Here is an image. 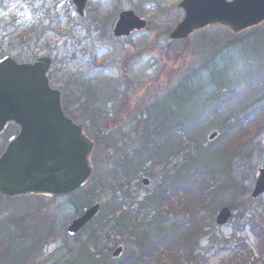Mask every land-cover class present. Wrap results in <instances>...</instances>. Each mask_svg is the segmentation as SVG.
I'll return each instance as SVG.
<instances>
[{
  "label": "rangeland",
  "instance_id": "1",
  "mask_svg": "<svg viewBox=\"0 0 264 264\" xmlns=\"http://www.w3.org/2000/svg\"><path fill=\"white\" fill-rule=\"evenodd\" d=\"M181 1L89 0L85 16L80 17L76 12V7L70 4L71 0H35L36 8L43 7V14L46 11H51V16L59 14L60 20L64 21L63 29L69 31L68 35L66 34L67 37L54 31L42 35L41 30L36 29L38 28V22L35 21L37 18L31 14V8L27 6L32 5L33 0H12L7 12L13 13L17 8L13 14L19 18L16 23L18 31L27 32V37L31 39L32 49L43 48L38 52V56L46 55L53 59L49 72L52 84L62 90V103L67 108V114L77 122L84 124L86 132L91 137L95 130L87 126L88 114L93 110L103 112L105 109L103 97L107 92H111L116 81L123 84L130 82L129 86L132 90L133 85L147 84L152 86L154 92L160 91V94H163L185 73L190 76L185 88L195 90L196 93L206 88L211 89L213 85L210 84L211 81L216 82L217 85L224 83L228 86L227 89L222 88L223 96L215 101L216 105L220 104L218 112L212 107L208 108L207 104L201 106V101L191 105V113H196L198 119L195 120V126L190 131L195 134V137L201 135L200 148L213 150L208 156L210 161H222V158L232 151L237 154L235 159L239 162L237 175L241 182V190L239 189L241 196L237 206L240 210H233L230 221L224 226H218L215 222L221 208L218 203L221 201L228 205L231 199L229 196H224L217 200L216 205L213 201V205L212 198L207 196L205 203L209 210L200 209V211V205L197 206L193 201V190L199 192L201 189H206L208 185L217 186V182L213 184L212 179L209 182H203L202 175L204 174L200 171H193L183 176L186 182L190 180L185 185L188 191L181 189L183 188L181 186L178 189V183H176V189L168 194L171 198L167 200L165 206L157 208L155 205H148L144 209L137 210L136 222L142 223V226L134 230L133 234L139 235L144 231H151L150 234H153L155 226L160 221L162 225L167 226L180 223L179 227L184 228L188 226L186 224L193 218V215V221L197 223L199 217L195 213H199L200 217H206L205 223L202 222L200 225H206L205 234L198 240L195 252L200 264H252L261 255L264 256V195L255 200L250 198L258 172L264 168V23L232 38L241 41L230 48L225 47V38L230 34V29L220 25H212L208 36L200 30L181 43L171 41L168 34L169 29L172 30L184 17V10L179 6ZM5 6L9 7L6 3ZM123 10L134 11L147 21V27L133 32L128 37L115 38L113 28ZM0 16L5 17V14ZM38 16L41 15L38 14ZM13 37L5 41L6 49ZM170 42H178V44L169 45ZM219 49L221 50L217 51ZM181 50L188 51L187 55L180 57ZM212 54H219L216 62L213 63L207 59ZM18 60L28 61L25 56ZM84 86L93 89L85 97L81 90ZM89 94L92 97L88 104ZM79 97L82 98V102L79 101ZM88 105L93 109H89ZM167 109L170 108L166 107ZM211 109H213L212 112ZM223 110L225 112L222 113ZM236 110L243 118L238 130H229L228 133L221 130L219 125L223 118ZM161 111L162 114L168 115L166 120H170L175 114L173 110H167V113L164 112L165 110ZM173 121L174 117L165 126ZM132 129L135 130V127L129 126L127 131ZM181 131L173 138L176 142L172 145L174 146L172 151L178 154L173 157L174 163L170 165L172 169L182 162L186 154L181 150V145L179 146V140H177L178 136H181L182 143L187 140L184 137V131ZM14 132L15 128L12 130L10 127L0 134V153L9 141V136ZM215 132L217 136L210 141L209 136ZM107 144L110 146L109 151L101 142L95 145L92 157L95 160L99 179L112 180L114 176L109 174L107 160L116 155V150L113 148V141ZM184 144L188 145V143ZM135 146L130 149L134 157L132 159L138 162L142 157L135 156ZM190 152L193 153L194 150L191 148ZM247 153L249 157L246 158ZM149 167L151 166L145 165L144 168L143 166L138 167L134 172H129L126 180L131 183L130 190L140 201L154 194L158 185L153 177L147 175L146 170L148 172ZM162 168L163 166H159L156 171L161 172ZM144 178L150 180L148 185L143 184ZM217 179L221 180V177ZM246 193L248 194L244 195ZM72 199L71 195H43L41 197L25 195L0 199V264H55L60 261L65 253L63 247L67 226L77 216V209ZM96 199L101 203L104 202L103 197L99 195L94 197V200ZM109 202L111 201H108L107 205ZM211 210H214L213 215H211ZM30 218L37 219V221H30ZM13 220H20L19 223L22 225L14 224ZM50 229H52L51 234H49ZM175 236L179 237L177 232ZM123 238L120 234H112L109 247H114L116 242L125 246ZM154 239L148 236L145 249L152 250V253L149 255L146 253L148 259L144 262L145 264L150 260L151 264H156L162 257L167 256L165 251L168 252L170 243L156 244ZM85 240L86 233H82L79 242L82 243ZM135 240L136 236L130 238L132 249L136 247L133 243ZM12 241L16 242L14 250L24 251L19 257L17 253L6 251L9 249L8 244ZM74 243L76 241L70 239L69 246H74ZM240 248H244V252L239 254L240 259L231 263L230 258L235 252L239 253ZM106 252L107 249L105 252L100 250L99 257L105 256ZM126 257L127 255L123 253L118 258H113L112 252H109L108 262L110 264L122 263Z\"/></svg>",
  "mask_w": 264,
  "mask_h": 264
},
{
  "label": "trees",
  "instance_id": "2",
  "mask_svg": "<svg viewBox=\"0 0 264 264\" xmlns=\"http://www.w3.org/2000/svg\"><path fill=\"white\" fill-rule=\"evenodd\" d=\"M33 1L32 5L28 4L27 6L31 8V14L37 18L35 21L38 22V28L36 29L41 30L42 35L54 31L67 37L69 31L63 29L64 21L63 19L60 20L59 14L51 16V11H46V13L43 14V7L36 8L35 0ZM5 3L9 7H6ZM11 4L12 0H0V15L5 14V17L0 16V38L2 37L0 40V57L5 54H13L16 59L25 56L29 61L30 59L36 58L38 52L43 50V48L37 47L32 49L31 39L27 37V32L18 31L16 23L19 18L16 14H13L17 8L14 9L13 13L10 11L9 13L7 12ZM70 4L73 7L72 2H70ZM37 13L41 16H38ZM47 21L49 22L48 24ZM257 27L258 26L254 28ZM211 28L212 26L205 28L202 32L208 36ZM170 29L168 31L169 33L171 31ZM239 34L240 33L236 34L230 31V34L226 35V38L224 37L226 39L225 47L228 46L227 48H230L238 45L241 40L232 38L237 37ZM12 36L14 37L10 39L7 44L8 49H6L5 41ZM179 42L181 43L182 41ZM34 43L38 44V42ZM173 43L178 44V42H170L169 45ZM220 50L221 49L217 51ZM17 51L19 52L16 53ZM187 52L188 51L185 52L181 50L179 56H185ZM214 55L215 54H212L207 58L209 62H216L219 54ZM203 62H205V60ZM202 64L206 65L207 63ZM205 67H203V69ZM189 78L190 76L184 73V75H181L178 81L172 84L170 89L163 94H160V91L154 92L152 86H148L147 84L138 83L136 86L133 85L134 88L132 90L129 86L130 82L127 81L123 84L116 81L111 92H107L103 97L105 103L103 112L99 113L98 110H93L88 114L87 126L95 130L92 135V138L96 141L95 145H99L101 142L104 144L105 149L109 151L110 146L107 143L109 141L114 142L113 148L116 150V155L107 160L109 174L114 177H112V180L99 179L95 160L93 157L91 158L94 172L91 178L81 188L71 194L73 198L72 202L75 204L77 209L76 217H78L88 206L95 202H100L97 199L94 200V197L99 195L103 197L104 201L102 203L100 202L102 206L101 211L99 215L75 237L71 238L66 234L63 247L65 253L61 260L57 261L55 264H110L108 262L109 252H113L119 246L124 247L123 253H125L127 257L123 260L124 262H119L118 264H145L144 262L148 259V255L152 253V250L147 251L148 249H145L148 244V236L154 237L155 239L153 241L156 244H160V242L170 243L168 252L167 250L165 251L167 253L166 257L168 258L162 257L156 264H200L195 252L198 240L205 234L204 228L206 225H200L202 222L205 223L206 217H200L199 213H195L199 217L198 222L194 223L193 215V218L186 224L188 226H184V228L179 227L180 223H173L167 226L165 224L162 225V221H160L159 224L155 226L153 234H150L151 231H144L139 235L133 234L134 230L142 226V223L138 224L136 222L135 214L137 210L144 209L148 205H155L157 208L165 206L168 202L167 200L171 198L168 194L170 191L176 189V183H178V189L179 186H181L183 187L181 189H186V191H188L185 185L190 180L186 182L183 176H187L188 173L193 171H200L201 174H204L202 175L203 182H209L211 179L213 184L217 182V186L212 185V187H210L207 184L208 186H206V189H201L199 192L193 190V201L197 206L200 205V208L198 207L199 210H209L205 203L207 196L212 198L211 203L213 204L214 201L215 205L220 198L229 196L231 202L225 205L219 201V207L228 206L234 211L240 210V207L237 206L239 197L241 196L239 191V189L241 190V182L237 175V164L239 162L235 161L237 154L232 151L225 155L222 161H210L208 156L213 150L200 148L201 143L199 144V138L201 135L195 137V134L190 131L193 129V126H195V120L198 119L196 118V113H191V105L194 102L197 103L201 101V106H206L207 104L208 108L212 107L218 112L220 104L216 105L215 101L220 96H223L221 93L222 88L227 89L228 86H225L224 83L217 85L216 82L211 81L210 84H213L211 89L208 90L206 88L200 93H196L195 90L192 91L191 89L185 88ZM125 79L127 78L125 77ZM81 90L83 91V97H85L88 92L93 91V89L88 86H84ZM91 97L92 95L89 94L87 100L89 101L88 104L91 101L89 100ZM79 101L82 102L81 97H79ZM64 105L65 104H63V108L67 112V108ZM88 106L89 109H93L90 105ZM166 107L170 108L167 110H173L175 113L174 115H176H173L174 121L168 126H165L167 125L166 123H169L173 117L170 120H166L168 115L162 114L161 111L165 110L164 112H166ZM213 109H211V112ZM223 112L225 111L223 110L222 113ZM179 115L181 117L178 118L177 116ZM241 119L243 118L239 116L238 111H233V113L223 118L219 127L227 133L229 130L236 131L241 124ZM129 126H134L135 130L132 129L131 131H127ZM9 127H11L12 130L15 128V133L17 132L16 125L10 124ZM181 130L184 131V137L187 138L184 143H188V145L185 146V144L182 143L181 136H178L177 140H179L178 144L179 146L181 145V150L185 151L186 154L182 162L178 164L175 169H172L170 165L174 163L173 157L175 154L176 156L178 154L172 151L174 147L172 145L176 142L173 138L177 136ZM248 142L250 144V141ZM134 145H136L135 156L142 157L138 162L132 159L133 154H131L130 148L134 147ZM191 148L194 150L193 153L190 152ZM247 157H249L248 153L246 158ZM145 165L151 166L148 172L146 170V173H148V176L153 177L156 182H158V185L155 193L153 192L154 194H150L140 201L138 197L134 196L133 191L130 190L131 183L126 180L129 176V172H134L138 167L142 168L143 166L144 168ZM159 166H163L161 172L156 171ZM220 177L221 180H218L217 178ZM247 194L248 193L244 195ZM34 196L41 197L43 195L35 194ZM3 198L4 197L0 195V199ZM105 200L111 202L107 205ZM249 201L251 200L249 199ZM243 206L245 212V201ZM213 214L214 210H211V215ZM35 220L37 221V219L30 218V221L34 222ZM14 222L16 225H22V223H19L20 220ZM51 232L52 229H50L49 234H51ZM176 232L179 237L175 236ZM82 233H86V240L80 243L79 237L82 236ZM112 234H120L124 237L125 246L116 242L114 243V247H109ZM132 236H136V240L133 242L134 246H136L134 249H132V243L130 242ZM70 239L76 241L74 246H69ZM15 243L14 241L10 242L8 244L9 249H6V251L17 253V257H19L24 251L18 252L14 250L16 248ZM105 249H107L106 254H104L105 256L99 257L101 255L100 250L105 252ZM239 250V253L235 252L230 258L231 263L240 259L239 254L244 252V248H240ZM146 253L148 254L147 256ZM96 257L99 258L96 259ZM246 258L248 259L249 256ZM151 263L152 261L150 260L147 264ZM252 264H264V256L261 255L260 258L254 260Z\"/></svg>",
  "mask_w": 264,
  "mask_h": 264
},
{
  "label": "water",
  "instance_id": "3",
  "mask_svg": "<svg viewBox=\"0 0 264 264\" xmlns=\"http://www.w3.org/2000/svg\"><path fill=\"white\" fill-rule=\"evenodd\" d=\"M76 11L84 16L88 0H72ZM184 18L171 31V40L186 39L210 25H223L241 32L264 21V0H183ZM146 20L132 10L120 13L113 34L129 36L143 30ZM48 56L33 62H18L14 57H0V132L7 123L19 126L18 134L0 155V194L14 197L27 194L68 195L78 190L92 176L90 155L93 139L84 126L69 118L62 107L60 89L51 85ZM217 133H212L213 140ZM144 184L149 180L144 179ZM264 194V168L260 169L252 199ZM101 204L88 207L67 227L75 236L100 212ZM232 210L223 207L216 218L226 225ZM123 247L113 256L118 257Z\"/></svg>",
  "mask_w": 264,
  "mask_h": 264
}]
</instances>
